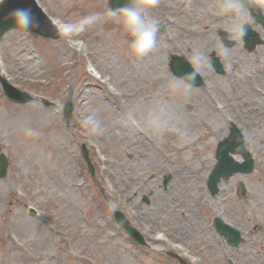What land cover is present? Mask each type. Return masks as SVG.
I'll list each match as a JSON object with an SVG mask.
<instances>
[{
  "label": "rangeland",
  "instance_id": "1",
  "mask_svg": "<svg viewBox=\"0 0 264 264\" xmlns=\"http://www.w3.org/2000/svg\"><path fill=\"white\" fill-rule=\"evenodd\" d=\"M162 1L175 6L146 9L147 19L162 21L166 32L157 31L156 47L143 57L131 54L130 35L108 0H38L62 25L61 38L20 29L0 38V74L54 103L15 104L0 88V152L9 160L0 177V264H179L168 251L188 255L190 264H264V99L251 83L233 78L251 54L240 44L220 45L227 74L213 75L208 55L215 29L203 7ZM226 14L245 17L244 11ZM234 29L227 30L237 39ZM170 54L185 55L205 85L175 77ZM69 90L74 110L65 120ZM229 119L245 133L256 165L249 175L222 181L211 196L205 182ZM166 173L173 177L162 188ZM240 180L245 200L236 193ZM114 209L148 246L132 242L114 222ZM214 217L239 229L243 242L228 245Z\"/></svg>",
  "mask_w": 264,
  "mask_h": 264
},
{
  "label": "water",
  "instance_id": "2",
  "mask_svg": "<svg viewBox=\"0 0 264 264\" xmlns=\"http://www.w3.org/2000/svg\"><path fill=\"white\" fill-rule=\"evenodd\" d=\"M129 0H110V7L113 10L121 8ZM16 9H28L32 16L33 26L27 31L31 33H36L45 37L57 38L59 35L56 33L55 29L48 22V18L41 12L40 8L37 7L33 0H4L0 4V36H2L6 31L11 28H17L11 13ZM23 29V28H21ZM172 71L179 77H183L188 80L193 85H200L201 79L197 74L193 79L189 74L195 73L186 60L173 56L171 62ZM1 85L5 94L15 102L25 103L31 100V96L28 93L21 92L14 88L4 79H1ZM45 104H51L45 101ZM72 110L71 93L67 97L65 104V114L70 115ZM230 151H238L244 154L245 162H236L230 155ZM87 159V157H86ZM218 163L215 169L212 171L210 178L207 182L209 191L212 195L218 192V183L221 178L227 179L232 174L237 172L249 173L253 170V160L245 154L244 148L242 146V141L235 131L231 132V137L227 142L220 144L217 151ZM88 161V159H87ZM7 172V161L4 155H0V176L5 175ZM169 180V177L165 179V183ZM240 194L245 195L246 190L243 184L240 187ZM115 219L119 225L125 228V231L129 233L137 242L144 244L142 236L133 228H129L127 220L119 212H116ZM215 227L217 231L225 236L229 237V243L233 246L237 245L240 241L239 231L224 224L220 220L215 221ZM171 256L178 258L181 264L185 262L179 258L176 254H171Z\"/></svg>",
  "mask_w": 264,
  "mask_h": 264
},
{
  "label": "flooded vegetation",
  "instance_id": "3",
  "mask_svg": "<svg viewBox=\"0 0 264 264\" xmlns=\"http://www.w3.org/2000/svg\"><path fill=\"white\" fill-rule=\"evenodd\" d=\"M248 1V0H247ZM245 0H191L192 6L199 8L200 5L203 7V17L204 20L209 24L210 27L215 29L214 35L215 39L211 38L210 47L219 49L221 37L223 34H226L222 29L226 30L231 38V33L227 29L231 27H236L234 32L237 35L235 40V45L240 44L242 48L249 54H251V60L249 63H245L244 60L239 67V74L237 76H242L244 82L251 83L252 80L257 81L259 84L264 85V0H255L256 3L250 2L247 3ZM247 3V4H245ZM252 4V6H249ZM260 9H257V7ZM239 11H244L245 17L235 16L231 18L226 13L235 14ZM238 19V21H237ZM213 33L210 31L208 35ZM258 39L260 42L256 44L249 52L244 46L246 43H254ZM251 62L253 63L250 71L245 72V69L250 67ZM215 75V74H213ZM236 76V77H237Z\"/></svg>",
  "mask_w": 264,
  "mask_h": 264
},
{
  "label": "clouds",
  "instance_id": "4",
  "mask_svg": "<svg viewBox=\"0 0 264 264\" xmlns=\"http://www.w3.org/2000/svg\"><path fill=\"white\" fill-rule=\"evenodd\" d=\"M157 0H129L121 8L113 10L112 15H119L120 23L131 37L130 52L136 57H143L150 53L157 45L155 23L150 22L146 16V9L155 5ZM17 28L27 31L33 26L32 16L28 9H16L11 13ZM91 17L83 23L91 22ZM193 79L195 73L189 74Z\"/></svg>",
  "mask_w": 264,
  "mask_h": 264
},
{
  "label": "bare ground",
  "instance_id": "5",
  "mask_svg": "<svg viewBox=\"0 0 264 264\" xmlns=\"http://www.w3.org/2000/svg\"><path fill=\"white\" fill-rule=\"evenodd\" d=\"M56 23H57V22H56ZM96 26H97V27L100 26V21H99V20L96 21ZM130 40H131V37H130Z\"/></svg>",
  "mask_w": 264,
  "mask_h": 264
}]
</instances>
